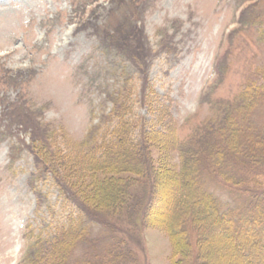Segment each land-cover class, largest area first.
Wrapping results in <instances>:
<instances>
[{"label":"rangeland","instance_id":"rangeland-1","mask_svg":"<svg viewBox=\"0 0 264 264\" xmlns=\"http://www.w3.org/2000/svg\"><path fill=\"white\" fill-rule=\"evenodd\" d=\"M228 115L244 139L236 153L209 138L218 126L226 136ZM123 117L122 149L110 141ZM197 130L189 146L204 139L209 149L197 160L205 188L222 209L238 205L239 216L251 195L264 194V0H0V264H25L36 236L80 213L78 204L94 218L87 255L172 264L166 224L181 169L174 138L185 142ZM33 139L43 140L35 151L47 155L46 171L28 149ZM212 143L224 150L216 171ZM255 143L260 161L240 164ZM143 144L145 162L161 170L154 186L136 173ZM239 186L248 192L232 197ZM207 218L208 264L255 255H235ZM188 235L192 258L182 264L198 253L197 232Z\"/></svg>","mask_w":264,"mask_h":264},{"label":"trees","instance_id":"trees-1","mask_svg":"<svg viewBox=\"0 0 264 264\" xmlns=\"http://www.w3.org/2000/svg\"><path fill=\"white\" fill-rule=\"evenodd\" d=\"M253 89L254 88H252V86L248 87L245 92H243L239 97H237V100H239V103H237V107L239 106V104H241V101L245 99L244 102H246V100L250 98V96L254 92ZM112 101H114L113 98ZM149 102L150 101H148V103ZM115 110L116 108L111 113L114 114ZM228 120L229 122L227 123V125L230 124V127L228 128L226 136L222 134L220 135V137H218L221 133L220 128L223 127L218 126V128L209 135V138L212 140V142L216 141V143L218 144L221 143V141L219 140L223 139L225 142L226 152L230 153L233 149V153H236L238 152L237 150H239L241 142L244 141V139L240 138V128L236 129V127H234L232 129L231 116L230 118H228ZM129 127L130 124L125 121V118L123 117L120 120L119 127H117L113 132L115 137L113 140L110 141L113 143V146L118 144L119 148H122V144L127 142L126 140L129 134ZM198 135L199 133L197 130L193 135L190 136L191 138H188L185 142H180L176 138V136L174 138V147L180 155L179 157L181 169L180 173L178 174V182L180 184V187L178 189V192H176L174 200L172 201L173 204L171 205L170 211L168 213L166 224V229L173 248L172 264H182L184 263V261L188 260L189 258H192V238L188 235L190 230L197 232L196 245L198 253L193 258L194 264H208L206 262V260L208 259L207 253L205 251V249L207 248V245L205 244V238H207V231L205 230L204 233L200 230L201 227L206 226L204 221L205 219H208V216L212 218V225H209L210 228H222V232H218L217 236L219 237V239H226L228 241L230 246L233 247V252L235 255L239 256L242 253L246 254L250 250L255 251V255L249 258L247 261L245 260L244 264H253V261H258L260 264H264V194L260 192L258 194L255 193L254 195H251L250 205L245 208H242L243 213L239 216H235V214L233 213L234 210L238 207V205H236L237 207L235 206L236 208H228L229 211L222 209L219 201L217 200L218 197L214 194L215 190L212 192L207 190L204 185V179H202L198 173L199 163L197 162V160H199V158L202 156L201 152L203 153L209 150L203 148L206 142L202 141L204 139H201V145L196 150H192L189 146L193 145V141ZM40 140L41 139H33L28 149L30 150V152H32V154H34L35 159L37 160V170L41 171L42 169L46 171V168L43 165L49 162L47 155L44 154V151H42L43 148L41 147L38 152L35 151V149L37 148V144H39ZM41 142H43V140H41ZM87 143L89 145L90 141L84 142V144ZM216 143H212V146H214V148L216 149L214 151V162H209L210 170L212 171H216L214 165L220 163V161L222 162V158L224 155V150L222 149V146L216 147ZM255 144L256 145L251 144L245 147V151L247 149L249 150L250 147V154L246 153V157L241 154L242 156L240 155L238 158L240 164L248 165L252 162V159H254V161L256 162L260 161V154L256 155L251 152L253 150H257L256 147H259L257 143ZM96 148L98 149V146ZM147 149L148 148L144 144L141 145L140 154L144 156V164H137L136 173L140 176L146 175L147 179H150L151 184H153L154 186V174L156 176L155 180H157V176L159 175L158 171L161 172V170H159V166H156L153 162H150L149 164L148 161L145 162V158H148V154L146 152ZM94 150L96 151V149ZM258 150L262 151L263 148H259ZM92 153L94 152L89 153L90 159H93ZM40 154L45 157V160L43 162L38 160L40 159ZM119 155L124 154L123 152H121V154ZM138 159H140V157ZM245 161L247 163H244ZM93 168L97 169L95 166ZM46 173H50L51 175H53L52 171L49 172L48 169ZM136 173L134 172V174ZM248 176H250V171L246 170L245 178H248ZM231 181H233L231 177L225 180V182L229 183H231ZM234 184V186L238 185L235 182ZM184 191L185 193L183 194ZM237 192L245 193L248 191L244 190L243 186H239L231 189L229 193L233 197L234 194L237 195ZM62 194L66 197L70 196L65 191H62ZM235 195L234 198H236ZM114 198L116 199V197ZM186 201H188L191 205L186 206ZM40 207L43 208L42 202H40ZM77 207L80 213L77 211L76 214H74V212L68 214L67 222H63L61 225L52 228L51 233H48L47 231V233L42 232L36 236L35 242L32 243V245L30 246L31 248L29 249V253L25 257V264L108 263V256L106 258L104 257L103 261L100 260V262L97 261L94 256L87 255V253H85V251H89L85 244L87 238H90L91 236V229L94 218H89V216L86 218L85 216H83V214H86L85 209L81 208L79 204L77 205ZM195 212H197V216ZM240 231L245 232V236H243V238L237 235L234 236L236 232ZM89 241L90 240H88V242ZM115 256H117L116 259L119 261H121V258H123V254H120L118 250L117 254H115L114 257Z\"/></svg>","mask_w":264,"mask_h":264}]
</instances>
